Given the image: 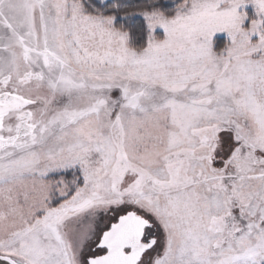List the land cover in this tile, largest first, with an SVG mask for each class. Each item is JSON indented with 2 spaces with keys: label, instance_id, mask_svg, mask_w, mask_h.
I'll use <instances>...</instances> for the list:
<instances>
[{
  "label": "snow or ice",
  "instance_id": "snow-or-ice-1",
  "mask_svg": "<svg viewBox=\"0 0 264 264\" xmlns=\"http://www.w3.org/2000/svg\"><path fill=\"white\" fill-rule=\"evenodd\" d=\"M0 264H264V0H0Z\"/></svg>",
  "mask_w": 264,
  "mask_h": 264
}]
</instances>
